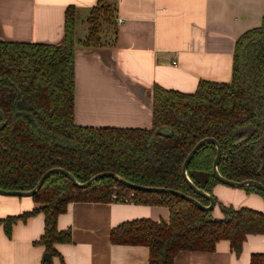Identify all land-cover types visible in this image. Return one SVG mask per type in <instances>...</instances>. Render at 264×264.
Instances as JSON below:
<instances>
[{
	"label": "trees",
	"instance_id": "obj_1",
	"mask_svg": "<svg viewBox=\"0 0 264 264\" xmlns=\"http://www.w3.org/2000/svg\"><path fill=\"white\" fill-rule=\"evenodd\" d=\"M114 11L111 2L98 0L86 18L83 38L77 36L75 8L68 6L61 43L0 40V110L6 118L0 129V188L32 189L53 167L67 170L80 182L112 171L131 183L178 190L206 205L208 200L188 186L181 172L188 152L204 137L220 144L218 170L224 177L237 182L253 179L264 186V15L258 26L237 37L230 81L202 79L192 93L154 84L148 128L77 124L76 46L112 45ZM215 155L214 144L202 145L187 172L214 196L220 217L177 195L133 189L112 177L77 187L65 175L53 173L31 196L35 207L0 218V224L11 236L18 219L42 212L44 231L37 243L52 255L54 244L71 241L69 228H57L58 215L71 202L165 206L168 221H124L110 230L111 243L147 246L149 264H173L180 251L213 252L220 240H228L238 255L248 235H264V211L218 202L213 194L221 183L212 175ZM243 188L264 196L254 186ZM249 264H264V253H252Z\"/></svg>",
	"mask_w": 264,
	"mask_h": 264
},
{
	"label": "crops",
	"instance_id": "obj_2",
	"mask_svg": "<svg viewBox=\"0 0 264 264\" xmlns=\"http://www.w3.org/2000/svg\"><path fill=\"white\" fill-rule=\"evenodd\" d=\"M107 1L115 10L114 43L76 46L74 119L81 125L148 128L154 84L192 93L202 79L230 81L237 37L258 26L264 15V0ZM97 3L0 0V40L59 44L68 6L75 8L77 36L83 38L86 18ZM226 191L217 184L213 188L223 204L231 205L227 199L237 207L242 200L240 205L264 211L259 198ZM35 206L31 196L0 194V218ZM138 218L168 221L169 209L128 202H71L57 218L59 230L70 229L71 241L54 244L56 252L49 260H43L48 252L37 243L44 231L42 212L18 219L11 236L0 224V264H149L147 246L113 244L109 238L114 226ZM256 252L264 253L263 234L248 235L238 255L228 240H220L213 252L180 251L173 264H249Z\"/></svg>",
	"mask_w": 264,
	"mask_h": 264
},
{
	"label": "water",
	"instance_id": "obj_3",
	"mask_svg": "<svg viewBox=\"0 0 264 264\" xmlns=\"http://www.w3.org/2000/svg\"><path fill=\"white\" fill-rule=\"evenodd\" d=\"M0 118H1L0 129H2L5 125L6 118H5L4 113L1 110H0ZM163 131H166V130L164 129ZM206 143H212L215 145V148H216V155H215L213 162H212V175L214 176L215 179H217L221 183L227 184V185L232 186V187L254 186V187L259 188L260 190H262L264 192V186L256 180L245 179V180H242L240 182H237V181H233V180H230V179L224 177L218 170V163H219V160L221 157L220 144L213 137H204V138L200 139L193 146V148L188 152L186 158L184 159V161L182 163L181 172H182L183 178L185 179L188 186L196 194H198V195H200V196H202L208 200V204H206V205L201 204L193 196L188 195V194L183 193V192L178 191V190L160 187V186H144V185H138V184L131 183V182L123 179L117 173L112 172V171H104V172L97 173V174L93 175L92 177H90L87 181L80 182L70 172H68L67 170H65L61 167H53V168L46 170L41 175V177L37 181L36 185L32 189H29V190H4V189L0 188V194H2V195H15V196H32L34 193H36L39 190V188L41 187V185L43 184L45 179L53 173H60V174L65 175L77 187H87V186L91 185L92 183H94L96 180L108 176V177L114 178L115 180L122 183L123 185H125L127 187H131L133 189H139V190H143V191H147V192H166V193L177 195V196L195 204L198 208H200L202 210L210 211V210H214V207L216 205V200H215L214 196L212 194H210L209 192H207L206 190H204L203 188H200L199 186H197L191 180V178L187 172V165H188L189 161L191 160L192 156L202 145H204ZM49 259H50V254L44 253L43 260H49Z\"/></svg>",
	"mask_w": 264,
	"mask_h": 264
},
{
	"label": "rangeland",
	"instance_id": "obj_4",
	"mask_svg": "<svg viewBox=\"0 0 264 264\" xmlns=\"http://www.w3.org/2000/svg\"><path fill=\"white\" fill-rule=\"evenodd\" d=\"M200 178L202 179L203 175H201ZM217 185L222 186L223 188H225L227 190L226 192H228V193L226 195H229L231 192H238V194H242L243 196L244 195L245 196L246 195L255 196V197L259 198L261 200V202H263V207H264V196L260 195L259 193H256L253 191H248L246 188H243V187H232V186H229V185L224 184V183H218ZM223 198H224V196H223ZM226 201L232 205V202L230 200L228 201L226 199ZM218 202H222V201L218 199ZM224 203H226V202H224ZM241 203H242V200L237 201L236 206L241 207V206H248L249 205V204L246 205L245 203L240 205ZM232 206H234V205H232ZM248 207H251V206H248ZM214 213H217L219 215L218 217L221 216V211H220L219 205L216 207V211Z\"/></svg>",
	"mask_w": 264,
	"mask_h": 264
},
{
	"label": "built area",
	"instance_id": "obj_5",
	"mask_svg": "<svg viewBox=\"0 0 264 264\" xmlns=\"http://www.w3.org/2000/svg\"><path fill=\"white\" fill-rule=\"evenodd\" d=\"M113 197H114V195H113Z\"/></svg>",
	"mask_w": 264,
	"mask_h": 264
}]
</instances>
